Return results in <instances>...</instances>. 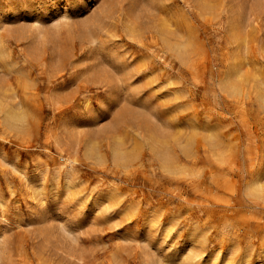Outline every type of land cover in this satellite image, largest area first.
I'll use <instances>...</instances> for the list:
<instances>
[{
	"label": "rangeland",
	"instance_id": "rangeland-1",
	"mask_svg": "<svg viewBox=\"0 0 264 264\" xmlns=\"http://www.w3.org/2000/svg\"><path fill=\"white\" fill-rule=\"evenodd\" d=\"M200 1L0 0V264H264V0Z\"/></svg>",
	"mask_w": 264,
	"mask_h": 264
},
{
	"label": "bare ground",
	"instance_id": "bare-ground-1",
	"mask_svg": "<svg viewBox=\"0 0 264 264\" xmlns=\"http://www.w3.org/2000/svg\"><path fill=\"white\" fill-rule=\"evenodd\" d=\"M200 1V0H199ZM202 1V0H201ZM200 1V2H201ZM238 1V0H237ZM240 2V1H239ZM246 2V1H245ZM241 3H243V2H241ZM240 3V5L242 6V4ZM244 4V3H243ZM247 4V3H246ZM246 4H244V5H246ZM247 5H249V4H247ZM244 7V9H246V7L247 6H243ZM247 10V9H246ZM107 11V10H106ZM244 11V10H243ZM108 13H109V11H107ZM107 12H106V14H107ZM112 12V11H111ZM233 13H235L234 14V16H237V14H236V12H233ZM233 13H231V14H233ZM106 14H104V17L106 16ZM110 16H111V14H109ZM108 15V16H109ZM113 15V14H112ZM138 17V16H137ZM136 17V18H137ZM102 18V17H101ZM110 18V17H109ZM134 19V18H133ZM241 21H242V19H240ZM133 21V20H132ZM131 21V22H132ZM101 22H102V20H101ZM234 22V21H233ZM98 23V22H97ZM103 23V22H102ZM102 23H100V24H102ZM99 24V23H98ZM128 24V23H127ZM241 24V23H240ZM103 25H105V24H102V26ZM125 25V24H124ZM135 25V24H134ZM159 25V24H158ZM243 25V24H242ZM127 26H129V25H127ZM136 27H137V24L135 25ZM135 26H134V28H135ZM232 26V29L234 30L233 32H234V38L235 39H238V32H237V30H238V26H241V25H239V23L238 22H236L235 21V23L233 24V25H230V27ZM109 27V25L107 26V28ZM131 27H133V26H131ZM153 27H154V25H153ZM100 28H101V25H100ZM104 28V27H103ZM85 30H87V29H85ZM108 30V29H107ZM124 30L128 33V29H125L124 28ZM130 30H131V28H130ZM134 30V29H133ZM88 31H89V29H88ZM170 31H171V29L170 28H168L167 27V24L166 23H162V24H160L159 26H158V28H157V32H158V34H159V37H160V39L162 40V42H163V44L170 50V52H173V54L175 55V56H177L179 59H182L183 57H184V52H185V50H184V44H183V42H182V40H181V38L180 37H178V36H176V37H178V38H176V39H174V40H172L171 39V37H170ZM230 31V30H229ZM92 32V31H91ZM90 32V34H94L93 32L91 33ZM130 33V32H129ZM230 33H231V31H230ZM130 35V34H129ZM171 36H174V35H171ZM56 37V36H55ZM95 37V36H94ZM95 38H93V40H94ZM93 40H92V42H93ZM94 42H95V40H94ZM165 47V48H166ZM238 56V55H237ZM235 57V56H234ZM235 58H237V57H235ZM233 67H232V69H231V71L230 72H228L225 76V78H224V80L221 82V83H223V87H225V88H229L230 89V92L231 91H233V92H238V91H240V86H239V84H238V81L240 80V78L241 77H243V75H244V73H243V62H242V60H241V58L238 56V58L235 60V63H234V65H232ZM104 71V70H103ZM102 71V72H103ZM105 71H107V70H105ZM101 72V71H100ZM101 72V73H102ZM100 75V74H99ZM98 75V76H99ZM105 75V74H104ZM104 75H103V79H104ZM246 75V74H245ZM109 76V75H108ZM101 78V79H102ZM100 79V78H99ZM102 79V80H103ZM107 79V78H106ZM105 79V80H106ZM243 80V79H242ZM101 81V80H100ZM102 82V81H101ZM240 82V81H239ZM241 83V82H240ZM3 89V88H2ZM228 89V90H229ZM1 91V90H0ZM241 92V91H240ZM239 93V92H238ZM3 94H6V93H3ZM263 94V93H262ZM263 98V97H262ZM262 100H264V99H262ZM14 111H16V110H14ZM12 113H13V111H11ZM16 113V112H15ZM7 114V113H6ZM19 114V113H18ZM8 115V114H7ZM10 115V114H9ZM11 115H14V114H11ZM16 116H17V113L15 114ZM14 115V116H15ZM14 116H12L13 118H14ZM20 116V115H19ZM22 117V116H21ZM20 117V118H21ZM13 118H11V119H13ZM17 118V117H16ZM8 119V118H7ZM6 119V120H7ZM10 119V118H9ZM8 119V120H9ZM17 120H18V118H17ZM22 120V119H21ZM10 121V120H9ZM19 121V120H18ZM12 122V121H11ZM92 122H94V121H92ZM13 123H14V121H13ZM18 122H16V124H17ZM96 123V122H95ZM19 124V123H18ZM97 124V123H96ZM92 126V125H91ZM92 130H93V128H92ZM93 132V131H92ZM94 133V132H93ZM89 134V133H88ZM93 135V134H92ZM93 136H95V135H93ZM149 136V135H148ZM97 137V136H96ZM115 141V142H114ZM113 141V146H112V154H113V159L116 161V160H121V159H123V158H125V156H124V152L121 150V148L119 147V144H117L116 143V141H117V139L116 140H114ZM145 141H146V143L148 144V146H150L151 147V149H153V151L155 152V154H157L159 157H160V160L162 161V163H163V166H167L168 164H169V158H168V153H167V147H165V145L164 144H162V143H159V141L156 139V138H154L153 137V135H151V136H149V137H147L146 139H145ZM86 144H88V143H86ZM89 144H90V142H89ZM87 145V148H86V150H87V153H92L93 152V150H94V147L90 144V145ZM95 149H97V146L95 147ZM97 152V151H96ZM94 153V152H93ZM90 155V154H89ZM94 156H97V155H94ZM99 157V156H98ZM37 174V173H36ZM38 175V174H37ZM36 175V176H37ZM57 175V174H56ZM68 175V174H67ZM66 175V176H67ZM58 176V175H57ZM69 176V175H68ZM55 177V176H54ZM39 178V177H38ZM67 178V177H66ZM69 178L70 177H68L67 179L69 180ZM72 178V177H71ZM39 180V179H38ZM44 180V179H43ZM52 180H54L53 178H52ZM58 181V180H57ZM42 182H44V181H42ZM69 182L70 181H68V184H69ZM43 184V183H42ZM261 184H262V181H261V179H257L255 182H254V188H258V187H260L261 186ZM53 185H55V184H53ZM52 186V185H51ZM57 186V185H56ZM64 186V185H63ZM67 186H69V185H67ZM39 187V186H38ZM65 187V186H64ZM64 187H63V189H64ZM73 187H74V185H73ZM36 188H37V186H36ZM66 189H68L67 187H66ZM72 189V188H71ZM52 190H53V188H52ZM55 190V189H54ZM253 190V189H252ZM62 192V191H61ZM41 193H43V192H41ZM58 194V193H57ZM56 194V195H57ZM53 195V194H52ZM108 197L110 196V195H107ZM43 197H44V195H43ZM53 197V196H52ZM54 198V197H53ZM42 200V199H41ZM40 200V201H41ZM39 201V202H40ZM42 202V201H41ZM105 202H106V200L105 199H98L96 202H94L97 206H104V204H105ZM188 247H189V245L187 244L186 246H185V248L184 249H182V250H176L172 255H171V259L173 260H180L183 264L185 263V264H190L186 259H185V256H186V253H185V250L186 249H188ZM176 258V259H175ZM147 264H163L162 262H161V260H159V259H157L156 257H154V256H151L150 254L149 255H147ZM173 264V263H172Z\"/></svg>",
	"mask_w": 264,
	"mask_h": 264
}]
</instances>
